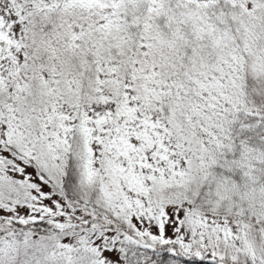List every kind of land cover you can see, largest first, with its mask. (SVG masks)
Here are the masks:
<instances>
[{
  "label": "snow or ice",
  "instance_id": "1",
  "mask_svg": "<svg viewBox=\"0 0 264 264\" xmlns=\"http://www.w3.org/2000/svg\"><path fill=\"white\" fill-rule=\"evenodd\" d=\"M0 264H264V0H0Z\"/></svg>",
  "mask_w": 264,
  "mask_h": 264
}]
</instances>
